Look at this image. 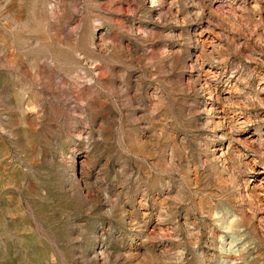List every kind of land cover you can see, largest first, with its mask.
Instances as JSON below:
<instances>
[{
  "label": "rangeland",
  "instance_id": "1",
  "mask_svg": "<svg viewBox=\"0 0 264 264\" xmlns=\"http://www.w3.org/2000/svg\"><path fill=\"white\" fill-rule=\"evenodd\" d=\"M264 0H0V264H264Z\"/></svg>",
  "mask_w": 264,
  "mask_h": 264
},
{
  "label": "bare ground",
  "instance_id": "2",
  "mask_svg": "<svg viewBox=\"0 0 264 264\" xmlns=\"http://www.w3.org/2000/svg\"><path fill=\"white\" fill-rule=\"evenodd\" d=\"M263 194H264V192H263Z\"/></svg>",
  "mask_w": 264,
  "mask_h": 264
}]
</instances>
